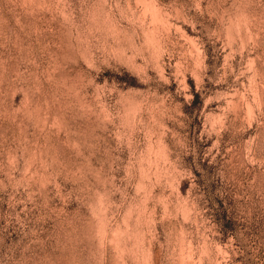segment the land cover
I'll return each instance as SVG.
<instances>
[{
	"label": "rangeland",
	"instance_id": "obj_1",
	"mask_svg": "<svg viewBox=\"0 0 264 264\" xmlns=\"http://www.w3.org/2000/svg\"><path fill=\"white\" fill-rule=\"evenodd\" d=\"M0 264H264V0H0Z\"/></svg>",
	"mask_w": 264,
	"mask_h": 264
}]
</instances>
